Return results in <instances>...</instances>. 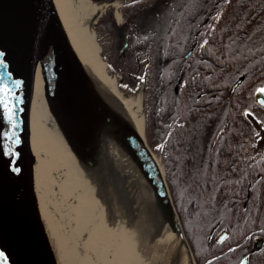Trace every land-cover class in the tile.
<instances>
[{
	"label": "bare ground",
	"instance_id": "1",
	"mask_svg": "<svg viewBox=\"0 0 264 264\" xmlns=\"http://www.w3.org/2000/svg\"><path fill=\"white\" fill-rule=\"evenodd\" d=\"M52 3L66 42L73 48L85 70L95 73V78H86V82L102 101L116 104L124 110L137 131L144 135L142 95L128 94L119 87L116 76L102 55L93 28V23L98 22L105 12L102 10L112 5L116 7L122 22L119 6L123 1L106 0L100 3L91 0H52ZM166 16L169 18H166V22L162 21L164 18L146 24L154 31L151 33L153 38L164 39L165 34L172 30L170 15ZM198 16L192 15L191 20L201 22L203 18ZM151 34L146 36L151 37ZM43 47L44 35L38 30L33 48L35 60L29 156L38 226L45 232L53 250H56V258L36 264H72L71 261L73 264H195L194 251L187 242L176 241L166 235L159 215L151 205L152 194L139 163L105 126L85 122V130L91 131L103 161L105 198L108 209H111L110 215L113 216L108 223V210L98 191L102 188L100 181L92 179L83 171L51 114L40 63ZM154 155L158 166L165 173L163 153ZM150 206L151 216L147 213V207ZM55 217L60 220L57 221ZM53 220L57 221L56 225ZM57 225L64 230L61 237L55 236L54 227L58 231ZM69 240L72 244L67 243ZM126 256L130 259L126 260Z\"/></svg>",
	"mask_w": 264,
	"mask_h": 264
},
{
	"label": "water",
	"instance_id": "2",
	"mask_svg": "<svg viewBox=\"0 0 264 264\" xmlns=\"http://www.w3.org/2000/svg\"><path fill=\"white\" fill-rule=\"evenodd\" d=\"M38 30L44 35L40 63L51 114L83 171L92 179L100 181L102 188L98 191L108 210L105 212L108 223L113 216L110 215L111 209H108L105 198L103 161L91 131L85 130V122L105 126L139 163L152 194L151 205L158 213L166 235L176 241H186L192 249L166 173L162 172L156 161V152L146 135L137 131L126 112L116 104L102 101L86 82V78H95V73L85 70L73 48L66 42L52 0H0L2 59L12 79L21 82L19 88H13L12 111L16 127L0 108V251L8 258L7 264H36L56 258V250H53L45 232L38 226L37 203L31 183L29 123L35 60L33 48ZM191 52L192 49L187 55ZM3 71L0 69V72ZM243 78L234 83L230 95ZM255 99L264 108V104L260 103L264 101V93L256 90ZM13 132L16 135L9 139L8 136ZM15 139H19L20 143H13ZM151 209V206L147 207L149 216ZM54 233L61 237L55 227ZM67 233L71 237L69 231ZM80 243L77 242L78 245ZM128 257H125L126 260L130 259ZM194 260L198 264L195 257ZM239 264H249L248 257H244Z\"/></svg>",
	"mask_w": 264,
	"mask_h": 264
},
{
	"label": "trees",
	"instance_id": "3",
	"mask_svg": "<svg viewBox=\"0 0 264 264\" xmlns=\"http://www.w3.org/2000/svg\"><path fill=\"white\" fill-rule=\"evenodd\" d=\"M205 1L206 3L204 0H190L189 3L188 0H174L168 13L172 30L162 39L161 71L159 74L154 72L158 75L155 78L159 82L161 92L155 111L157 123L151 146L157 149L161 143H166L168 183L198 263L238 264L244 244L228 249L210 260L207 258L231 244L240 242L252 225L264 227V222L260 220V216L264 217V180H254L253 171L256 168H247L241 163L244 160L242 133L248 131L251 126L248 119L243 117L244 102L241 103L239 98L241 91L248 90L250 94L249 81L253 79L254 71L253 65L241 63L235 53L240 51L237 44L242 40L237 38L239 41L237 40L235 46L234 35L244 34L250 22H239L238 17L224 14L221 34L217 31L218 26L211 30L209 25H206V31L200 36L208 38L204 52L201 53L200 47L197 46L191 58L199 54L212 58L217 64H224L222 80L227 85L223 89L224 95L221 94V97H225L220 103V93L215 98L209 93L206 98L214 99V103L207 108H199L195 106L197 103L201 101L203 104L208 100H204V97L197 99V93L217 86L214 84L218 78L217 67L205 62L207 68L204 73L197 69H187V44L201 42L202 39H196L194 34L188 37L186 16L189 12L188 6L192 10L190 15H198L200 5L202 10L207 11L217 0ZM212 21L215 22V18H212ZM201 23L191 20L192 33ZM143 42L142 46L150 43L149 40ZM134 46H138V38ZM228 47H233L234 55L231 53L229 57L226 52L219 60L215 49ZM144 51V56L140 58L145 60L149 52L148 49ZM138 60L133 67L135 73L143 67L142 60ZM241 73H246L245 81L237 87L232 97L228 98V82H232ZM181 77L182 80L179 81ZM247 96L246 93L244 97ZM221 129L223 131L219 132ZM235 159L239 167L231 164ZM257 171L264 172V168L256 169ZM248 192H251L250 199H247ZM218 221L219 227L226 226L229 230L227 241L220 247L219 243L214 242V238H211L208 244L207 236L210 228ZM250 263L264 264L263 248L250 255Z\"/></svg>",
	"mask_w": 264,
	"mask_h": 264
},
{
	"label": "flooded vegetation",
	"instance_id": "4",
	"mask_svg": "<svg viewBox=\"0 0 264 264\" xmlns=\"http://www.w3.org/2000/svg\"><path fill=\"white\" fill-rule=\"evenodd\" d=\"M124 3V11H123V21H119L117 24L115 22H111L110 29H103L101 28L108 38L111 40V43L109 45V56L110 59L113 62L114 58L123 57L128 53V50L130 47H132L135 44L136 39L138 38V52L142 53L145 49H153L152 45L159 42V48L162 46V38L159 40L158 38H153L152 34L154 31L150 30L147 25H149V22H152L156 19H164L163 22H166V14L170 12L171 6L174 4V0H122ZM190 3V0H188ZM206 3V1L204 0ZM223 0H217L215 2V5L209 10H200L198 13V18H203L202 23L197 29H195L194 33H192V26H191V16L192 13L191 7L188 6V14L186 16V24L188 27V37H190L192 34L196 37V39H202L201 42L195 41L194 43L187 44L186 51H185V58L187 59V69L193 70L197 69L201 73H204V71L207 68V63H211L213 65H216V77L217 81L214 82L215 87H211L210 89L203 90L200 93H197V99L201 100L203 98L206 100V95L209 93H212V96L215 98L216 95L220 93V96L218 97V102L220 103L225 96L221 97V94H223V89L227 83L222 80V73L224 70V64H221V62L218 64L213 61L212 58H209L204 55H196L191 58V56L195 53V50L197 46L200 47V52L203 53L205 46L207 45L208 38L206 37H200L202 36V33H204L207 29L206 25H209L210 29H216L218 26V33H222V19L224 18V14H231L233 16L238 17L239 22H250V28L257 25V22L261 20L262 17V10L259 11L255 10L254 4L248 0H226L224 3H222ZM222 3V4H221ZM221 4V6H218ZM222 7V8H219ZM224 7V8H223ZM226 8V9H225ZM258 11V12H256ZM195 12V11H193ZM157 15V16H156ZM166 16V17H164ZM216 18L214 24L212 23V18ZM169 19V18H168ZM152 20V21H151ZM193 22H196L194 19ZM170 23V21H169ZM147 24V25H146ZM160 26V24H158ZM220 25V26H219ZM222 26V27H221ZM220 29V30H219ZM152 33V34H151ZM146 34H151V37L146 36ZM149 40L147 42L148 44L145 46H142L141 43H144L143 41ZM116 41V42H115ZM144 45V44H143ZM192 49V52L188 54V52ZM116 50L117 54L114 53ZM215 51L218 53L217 57L219 60L222 59V56L227 54L234 53L233 47H228L226 49L217 48ZM260 53L257 54V58L255 60V57H253V66L252 70L253 73V79L249 81V87L251 89L250 94H248V90L241 91V97L239 98L240 102L243 103L242 111H243V117H246L249 121L250 128L248 131H244L242 133V147H243V153L242 157L244 160L241 162L242 165L245 167H254L256 169H263L264 168V108L260 106L255 99V92L256 90L264 86V43L262 46V49L259 50ZM145 53V52H144ZM236 53V52H235ZM197 54V53H196ZM234 55V54H233ZM233 55H231L233 57ZM257 62V63H256ZM210 74V72H208ZM241 77H244L241 81L244 82L246 78V73L238 74V76L232 81L228 82V91L227 96L228 98L232 97L230 95L231 87L234 85V83ZM182 78L179 80L181 81ZM206 82V81H205ZM240 83V84H241ZM239 84V85H240ZM238 85V86H239ZM237 86V87H238ZM176 91L178 90V85L175 87ZM247 97L245 98L244 95ZM224 95V94H223ZM197 100V101H199ZM208 102H205L201 104V101L197 103L199 108L204 106L205 108L209 107L212 103H214V99H207ZM203 101V100H202ZM195 104V103H194ZM223 129H221L219 132H222ZM233 140V139H232ZM245 152V153H244ZM234 167H239L238 161L235 159L233 162H231ZM256 169L254 172V180L260 179V181L264 180V172H256ZM250 193V195H249ZM251 192L247 193V199H250ZM260 220L264 222V217L260 216ZM252 220H256L255 218H252ZM220 222H216L208 231V244H210V239L214 238V242L219 243V247L223 246L225 244V241H227L229 237V230L226 226H220ZM257 238H262L258 240ZM244 244V249L241 253V258L239 263L244 257H248V263H250V255L254 252L260 250L263 248L264 251V227H257L255 225H252L249 229L248 233H246L245 237L238 242L237 244H231L226 249L219 251L216 255H213L212 257H208L207 260H210L211 258L218 256L220 254L225 253L228 249H234L236 246ZM238 263V264H239Z\"/></svg>",
	"mask_w": 264,
	"mask_h": 264
},
{
	"label": "rangeland",
	"instance_id": "5",
	"mask_svg": "<svg viewBox=\"0 0 264 264\" xmlns=\"http://www.w3.org/2000/svg\"><path fill=\"white\" fill-rule=\"evenodd\" d=\"M92 2H100L103 3L106 0H91ZM251 4H254L255 10H262V17L261 20L257 22L256 26L249 27L244 30V34L241 35H234L235 46L237 40H242L238 43V48L240 51H236L237 56H239L240 62H244L247 65L253 64V57L255 60L257 58V54L260 53V49H262L264 43V0H248ZM121 14L124 11V4H120ZM117 9L113 5L109 8H106L105 12L101 15L100 20L96 23H93V28L96 32L98 43L101 46L102 55L111 68L112 73L116 76L118 80L119 87L131 95H142V114L145 118V135L148 142L151 144L155 137L154 128L157 123L156 118V110H157V103L160 99V92L161 87L159 86V82L156 81L157 74L161 71L162 68V57L159 53V42H157V54L153 55V51L149 50L150 56L148 59L142 62V69L139 72H134V64H135V55L136 59H142L138 56V46H132L128 50V53L123 57H116L110 60L109 56V45L111 40L105 33L101 32V28H108L110 27L111 22H116V20H121L118 14L116 13ZM258 12V11H256ZM123 15V14H122ZM121 15V16H122ZM123 17V16H122ZM248 22V21H246ZM241 37V39L239 38ZM238 38V39H237ZM238 40V41H239ZM117 54V52H116ZM257 61V60H256ZM257 63V62H256ZM154 72H157L155 75ZM132 75V76H131ZM165 141L161 143L157 149H154L157 153H163L164 156V166L165 172L167 173L166 162L168 161V151L165 148ZM162 146V147H161ZM53 216V214H52ZM108 217V216H107ZM57 221H59V217H55ZM109 220V219H108ZM55 221V224L56 222ZM58 226L59 234L63 233L61 226ZM56 230V229H55ZM54 234V233H53ZM54 242V241H53Z\"/></svg>",
	"mask_w": 264,
	"mask_h": 264
},
{
	"label": "snow or ice",
	"instance_id": "6",
	"mask_svg": "<svg viewBox=\"0 0 264 264\" xmlns=\"http://www.w3.org/2000/svg\"><path fill=\"white\" fill-rule=\"evenodd\" d=\"M134 2H136V0H134ZM3 56L4 53L0 51V69H4L3 72H0V108H2L6 113L8 121L13 122L12 98L15 95L13 88H19L21 82L19 80L12 79L11 73L7 71L8 66L2 59ZM257 91L264 93V86L259 87ZM17 103H19L18 98ZM260 103L264 104V101H260ZM16 126L15 122H13V127ZM15 135V132H13L8 136V138L12 139ZM13 143L19 144L20 141L19 139H15L13 140ZM15 171H19V169H15ZM7 260L8 258L5 256L4 252L0 251V264H7Z\"/></svg>",
	"mask_w": 264,
	"mask_h": 264
}]
</instances>
